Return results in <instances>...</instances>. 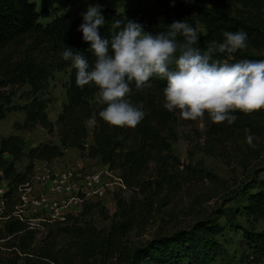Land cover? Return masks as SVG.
Returning <instances> with one entry per match:
<instances>
[{"label":"trees","instance_id":"trees-1","mask_svg":"<svg viewBox=\"0 0 264 264\" xmlns=\"http://www.w3.org/2000/svg\"><path fill=\"white\" fill-rule=\"evenodd\" d=\"M211 3V7L205 8L181 0H157V7H128L120 11L102 5L108 23L100 28V34H110L108 24L113 18L133 19L153 33L165 30L175 20L185 19L195 28L198 23L204 27L205 34L198 42L202 50L213 41H222L223 31L243 29L248 34V46L232 54L233 62L264 59L262 55L251 54L264 50V0H211ZM47 15L48 10L37 9L32 0H0V120L7 113L23 112V121L13 123L16 130L40 125L50 134L55 128L58 138L57 143L42 142L24 151L22 136H0V169L8 181L3 203L8 208L14 205L17 186L30 178L37 161L50 163L63 157L68 149L114 170L131 191V197L128 201L115 198L117 219L107 228H97L85 215L80 219L68 216L65 222L49 224L38 237L24 221L9 216L0 224V263L204 264L206 246L221 233L214 222H197L190 229L156 237L131 250L124 245L128 232L148 215L146 200L173 185L170 168H205L185 164L173 152L172 141L181 116L178 110L169 112L162 107L166 82L154 77L151 86L142 90H136L132 84L129 99L143 106L144 119L134 128L109 125L98 116L103 107L96 102L98 88L77 86L76 70L60 56L70 46L83 52L90 62L94 60L87 49L89 42L83 41L77 30L82 17L69 19L67 14H61L40 22ZM214 58L225 60L228 54L217 53ZM66 69L65 100L56 119L51 121L46 112L48 100L41 95L53 72ZM24 85L28 90L18 96L23 103L12 102ZM234 114L237 119L232 125L214 123L207 114L202 117L208 153L222 151L230 144L243 147L248 144L245 137L249 130L254 134L253 141L264 140V109L250 113L236 110ZM90 117L96 118L94 126L87 123ZM22 157L27 163L23 170H18L15 163ZM149 168H154V175L149 174ZM261 172L262 176L257 173L247 183L243 209L253 219L264 221V169ZM246 238L249 243L261 242L258 233Z\"/></svg>","mask_w":264,"mask_h":264},{"label":"rangeland","instance_id":"rangeland-1","mask_svg":"<svg viewBox=\"0 0 264 264\" xmlns=\"http://www.w3.org/2000/svg\"><path fill=\"white\" fill-rule=\"evenodd\" d=\"M32 1L35 2L37 9L46 8L48 10V15L40 19L42 23L61 14H67L69 19L81 16L87 6L93 3L119 11L128 7L148 9L158 6L157 0H105L103 3L99 0ZM181 1L205 8L211 7L212 4L211 0ZM196 28L202 35L205 34L201 23H198ZM251 54L264 56V50L253 51ZM67 77L68 69L53 72L41 95L43 99L48 100L46 112L51 121L56 119L61 104L65 100L63 86ZM28 88L27 85L22 86L12 102L22 104L23 100L18 96L26 92ZM23 119V112L7 113L6 117L0 120V136L10 134L22 136L25 141L24 151L42 142L57 143L55 128L51 134L40 125L29 130H16L13 123L22 122ZM178 120L176 135L172 141L173 152L181 162L203 165L205 168H170L173 185L164 188L160 193L156 192L152 199L146 200L149 204L148 215L128 232L125 247L131 250L147 245L156 237L167 236L180 229H190L195 223L205 220L218 224L221 233L206 246L204 264H264V221L253 219L243 209L247 183L257 173L262 176L264 140L253 141L254 146L246 144L240 147L230 144L228 148L211 154L206 151L208 143L203 134L202 117L197 120H186L180 117ZM64 155L66 163L57 166L76 167L75 169L80 174L100 167L97 160L81 157L75 149L66 150ZM26 163L27 160L22 157L16 161L15 167H23ZM36 168L35 165L32 173ZM17 169L23 170L24 168ZM149 174L154 175V168H149ZM116 197H122L128 201L131 191L120 190L117 187L108 189L104 197L85 200L69 216L80 219L85 215L97 228H107L117 219L115 217ZM11 208H8L4 202L0 207V212L5 214ZM254 233H258L261 242H247L246 236ZM254 239H257V236Z\"/></svg>","mask_w":264,"mask_h":264},{"label":"clouds","instance_id":"clouds-1","mask_svg":"<svg viewBox=\"0 0 264 264\" xmlns=\"http://www.w3.org/2000/svg\"><path fill=\"white\" fill-rule=\"evenodd\" d=\"M77 30L82 40L89 42L94 60L68 46L60 53L70 61L75 83L83 88L94 85L99 90L96 102L103 105L98 116L109 125L135 127L146 115L142 105L133 104L129 96L132 84L136 90L150 87L152 78L164 80L162 107L179 111L186 120H197L207 114L214 123L232 125L236 110L250 113L264 109V59H239L232 54L248 46L245 30H225L222 41L198 46L202 35L187 20H175L158 32L128 18H113L108 24L109 35L100 28L107 20L102 5L89 4L81 13ZM227 53L228 59L214 58ZM90 117L89 125L96 124ZM254 134L249 130L245 142L253 145Z\"/></svg>","mask_w":264,"mask_h":264},{"label":"built area","instance_id":"built-area-1","mask_svg":"<svg viewBox=\"0 0 264 264\" xmlns=\"http://www.w3.org/2000/svg\"><path fill=\"white\" fill-rule=\"evenodd\" d=\"M75 168L46 162L39 164L30 178L17 186L16 202L7 214L0 212V222L9 216L16 217L36 235H41L49 224L65 222L85 200L102 198L114 187L127 190L121 177L104 165L84 174ZM7 184L0 169V207Z\"/></svg>","mask_w":264,"mask_h":264},{"label":"crops","instance_id":"crops-1","mask_svg":"<svg viewBox=\"0 0 264 264\" xmlns=\"http://www.w3.org/2000/svg\"><path fill=\"white\" fill-rule=\"evenodd\" d=\"M264 55V54H263ZM69 150H73V149H68L67 151H69ZM65 156V155H64ZM64 156L63 157H61V158H58V159H55V160H53L52 162H50L51 164H53V165H62L64 162L66 163V160L64 159ZM41 163H45L44 161H37L36 163H35V165L36 166H38L39 164H41ZM100 166H102L101 164H100ZM16 168H24V166L22 167V166H20V167H17L16 166Z\"/></svg>","mask_w":264,"mask_h":264}]
</instances>
